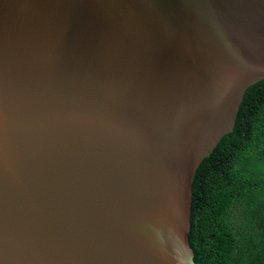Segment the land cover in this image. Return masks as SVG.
Returning a JSON list of instances; mask_svg holds the SVG:
<instances>
[{
  "label": "water",
  "instance_id": "95a60500",
  "mask_svg": "<svg viewBox=\"0 0 264 264\" xmlns=\"http://www.w3.org/2000/svg\"><path fill=\"white\" fill-rule=\"evenodd\" d=\"M264 78V0H0V264H193L192 181Z\"/></svg>",
  "mask_w": 264,
  "mask_h": 264
},
{
  "label": "trees",
  "instance_id": "16d2710c",
  "mask_svg": "<svg viewBox=\"0 0 264 264\" xmlns=\"http://www.w3.org/2000/svg\"><path fill=\"white\" fill-rule=\"evenodd\" d=\"M188 242L193 264H264V78L195 171Z\"/></svg>",
  "mask_w": 264,
  "mask_h": 264
}]
</instances>
